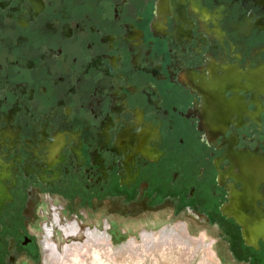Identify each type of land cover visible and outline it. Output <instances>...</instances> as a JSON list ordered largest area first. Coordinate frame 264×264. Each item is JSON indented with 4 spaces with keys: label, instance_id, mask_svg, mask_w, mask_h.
Masks as SVG:
<instances>
[{
    "label": "flooded vegetation",
    "instance_id": "1",
    "mask_svg": "<svg viewBox=\"0 0 264 264\" xmlns=\"http://www.w3.org/2000/svg\"><path fill=\"white\" fill-rule=\"evenodd\" d=\"M102 204L264 264V0H0V264Z\"/></svg>",
    "mask_w": 264,
    "mask_h": 264
},
{
    "label": "rangeland",
    "instance_id": "2",
    "mask_svg": "<svg viewBox=\"0 0 264 264\" xmlns=\"http://www.w3.org/2000/svg\"><path fill=\"white\" fill-rule=\"evenodd\" d=\"M80 213L64 207L55 225L45 213L42 222L47 235L48 228L53 231L57 254L48 257L44 248L39 264H227L214 255L211 235L184 218L169 219V212L133 217L102 204ZM67 227H74L75 234L67 235Z\"/></svg>",
    "mask_w": 264,
    "mask_h": 264
}]
</instances>
